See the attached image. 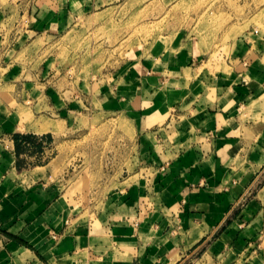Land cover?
Segmentation results:
<instances>
[{
    "label": "crops",
    "instance_id": "0c3cea01",
    "mask_svg": "<svg viewBox=\"0 0 264 264\" xmlns=\"http://www.w3.org/2000/svg\"><path fill=\"white\" fill-rule=\"evenodd\" d=\"M99 2L0 7V264H180L213 233L225 245L264 238V27L216 49L196 40L130 58L85 79L82 106L68 81L57 87L16 54ZM94 111L122 117L136 140L108 171L106 156L85 148L97 178L83 200L71 132L75 116ZM17 133L51 135L50 158L22 165L39 152H18Z\"/></svg>",
    "mask_w": 264,
    "mask_h": 264
},
{
    "label": "rangeland",
    "instance_id": "374dc122",
    "mask_svg": "<svg viewBox=\"0 0 264 264\" xmlns=\"http://www.w3.org/2000/svg\"><path fill=\"white\" fill-rule=\"evenodd\" d=\"M36 1L0 0V7L18 3L25 7ZM96 10L98 13L87 17L75 13L67 28L52 31L51 35L37 33L31 45L23 46L27 54H16L19 59L29 57L26 66L47 74L44 80L53 73L57 87H64L68 81L82 106H85V79L116 72L130 58L140 59L157 48L166 53L169 52L166 49L180 53L196 40L210 42L216 49L220 42L231 43L248 26L264 27V0H101ZM246 22L249 23L242 27ZM73 120L72 148L77 153L72 169H83L74 185L82 192L83 200H87L97 178L95 170L92 171L97 158L90 157L85 164V148L96 156L98 152L104 154L106 158L100 165L104 164L108 171L112 167V154L117 153L120 159L116 160H122L133 149L136 131L122 117L111 113L84 112ZM50 136L25 142L21 152L31 156L39 153L33 159L24 156L20 163L24 166L45 163L51 150L37 149L35 144L49 142ZM71 173L75 175L76 171ZM257 187L256 182L250 196ZM218 234L213 233L201 242L180 264H264V238L257 233L230 237L227 245L226 241L218 240Z\"/></svg>",
    "mask_w": 264,
    "mask_h": 264
},
{
    "label": "trees",
    "instance_id": "16d2710c",
    "mask_svg": "<svg viewBox=\"0 0 264 264\" xmlns=\"http://www.w3.org/2000/svg\"><path fill=\"white\" fill-rule=\"evenodd\" d=\"M39 136L35 135V134H31V133H27V134H21V133H17L15 135V142H16V148L18 152H21L22 146L25 142L28 141H34L35 138H38ZM41 138V137H40ZM39 139V138H38ZM35 147L37 149H42V143H37L35 144Z\"/></svg>",
    "mask_w": 264,
    "mask_h": 264
}]
</instances>
